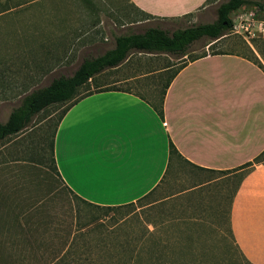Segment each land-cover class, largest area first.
Returning <instances> with one entry per match:
<instances>
[{
  "label": "rangeland",
  "instance_id": "374dc122",
  "mask_svg": "<svg viewBox=\"0 0 264 264\" xmlns=\"http://www.w3.org/2000/svg\"><path fill=\"white\" fill-rule=\"evenodd\" d=\"M61 1L0 0V122L32 90L60 75H71L84 58L112 48L117 35L141 33L150 26L170 34L217 18L216 4L205 12L201 9L197 17L158 20L147 18L125 0H100L105 6L100 10L104 23L76 27L75 32L83 34L79 39L32 35L46 29L51 12L48 3ZM222 1L226 0L217 3ZM246 1L247 5L231 14V29L216 42L207 36L193 41L188 47L193 52L190 56L241 53L264 70V10L252 5L258 1L264 6V0ZM210 41L214 43L208 46ZM183 59L172 53L131 49L118 66L105 68L79 92L121 88L158 104L164 83ZM63 107L58 103L35 114L22 133L0 141V245L58 247L66 235L70 238L82 227L85 236L77 241L90 246L87 264H108L118 258L120 245H133L155 228L156 247L168 253L161 261L248 264L239 257L228 232L229 198L242 171L198 168L172 155L162 182L146 196L121 206L89 204L66 187L52 161L50 142ZM26 233H33L37 241L27 242ZM195 250L198 255L193 254ZM121 254L127 258L124 250Z\"/></svg>",
  "mask_w": 264,
  "mask_h": 264
},
{
  "label": "crops",
  "instance_id": "0c3cea01",
  "mask_svg": "<svg viewBox=\"0 0 264 264\" xmlns=\"http://www.w3.org/2000/svg\"><path fill=\"white\" fill-rule=\"evenodd\" d=\"M92 1L48 3L53 13L46 29L31 34L79 39L83 34L76 27L104 23L100 10L105 6ZM125 1L158 20L197 17L201 9L220 3ZM192 53L187 49L176 55L184 59L165 89L161 117L153 103L121 88L92 91L72 103L55 129L56 169L78 197L117 206L160 184L170 161L169 142L183 159L203 169L242 170L252 162L232 197L229 220L244 257L250 264H264V162L254 163L264 151V71L241 53H207L189 60Z\"/></svg>",
  "mask_w": 264,
  "mask_h": 264
},
{
  "label": "trees",
  "instance_id": "16d2710c",
  "mask_svg": "<svg viewBox=\"0 0 264 264\" xmlns=\"http://www.w3.org/2000/svg\"><path fill=\"white\" fill-rule=\"evenodd\" d=\"M247 4L248 2L246 0L222 1L216 7L217 18L215 21L208 23H200L182 29H177L171 32L170 34L162 28L156 26H150L145 28L141 33H128V34H121L115 36L114 46L112 48L107 49L102 54L96 55L94 57L84 58L76 67V69L72 72L71 75L68 76L60 75L58 77H55L47 85L38 87L32 90L31 92H29L28 94H26L21 99L19 105L14 107L9 112L7 119L4 122H0V141L8 136L22 133L26 125L30 122L31 118L35 114L47 109L52 105L58 103L64 104L63 110L54 127L52 133V139L50 142L52 161L56 169L55 159L53 154V142H54L55 129L62 114L67 110V108L72 103H74L81 96L87 95L92 91H101V90L114 88V87H110V88L97 87V89H93V90L86 88L83 94H81L79 92L81 87L83 88L87 86V83L95 75L103 71L105 68L118 66L127 57L128 52L131 49L145 51L148 53L165 52V53H172L174 55H180L187 51L189 45L193 41H196L204 36H207L212 40H215L214 42H216L217 40H219V38H221L225 34V31L231 29L232 27V21L230 18L231 14L240 7L245 6ZM252 5L258 7L259 9L264 10V6L258 1L253 2ZM145 15L147 16V18L152 17L148 14ZM214 42L211 43L210 41V44L208 46L212 45ZM212 53H216V52H212ZM206 54L207 53H201L198 55L189 56L188 58L189 60H193L197 57L204 56ZM254 63L256 62L254 61ZM166 68H168V66H166ZM174 73L175 71H173L168 76L166 82L164 83L162 88V95L159 99L158 104H154V103L152 104L160 117L162 116L163 95ZM168 153H169V160L172 155L182 158L178 154L176 148L171 142H169ZM263 154L264 151H262V153L256 156L254 158V163L264 162V157H262ZM185 161L195 167H198L188 162L187 160ZM252 166H253L252 162H247L241 167H239L242 168V170L231 169V171L234 172L242 171V175L240 176L236 185L233 188V191L229 198V206H228L229 235L233 241L236 252H238L239 254V257L242 258V260H244L248 264L250 263L244 257V255L242 254V252L240 251V249L238 248V246L234 241V237L230 227L229 213H230V205H231L232 197L240 183V180L252 168ZM208 170L215 171L213 169H208ZM216 171H225V170H216ZM162 180L160 181V183L162 182ZM154 189H152L149 193H151ZM80 199L85 201L82 198ZM87 203L92 204L90 202ZM117 206H121V205H117ZM106 207H111V206H106ZM14 222L15 223L18 222L17 217L14 218ZM150 223L153 225V227H155L154 222H150ZM81 228L82 227L77 229V232L79 231L80 233L78 234L74 233L70 238L69 236L67 237L66 235L58 247L51 248L48 247L47 245L39 247L36 244L35 245L29 244L28 246H22V247L15 246L12 248H8V247L4 248L3 245H0V264H84V263L87 264L86 262L88 261L87 257L89 258L91 257L89 253L90 246L86 245L84 241H82L83 242L82 245H79L78 244L79 241H77L78 237H80V239H83L85 236V232L80 231ZM155 232H156L155 228L154 230L147 231L146 235L140 237L139 239H137L136 243H134L133 245H129L128 247L120 245L124 249L122 248L121 250H119L117 255L118 258L108 264H173L160 260L161 258H165L168 253H167V249H161V247L160 248L156 247V244L154 243ZM25 235H26L25 240H27V242L31 243L32 241H37V238L33 233H31L30 235L26 233ZM40 238L45 240V237L42 236L41 234H40ZM46 239L49 240L48 238ZM68 239L70 240L69 243L67 241ZM122 250L125 251L124 256L127 257L126 259L122 258V254H121ZM82 254H83V258L80 257L82 256ZM85 254H87V256H85ZM193 254L198 255V251L196 250L193 251ZM199 262H202L201 258Z\"/></svg>",
  "mask_w": 264,
  "mask_h": 264
}]
</instances>
